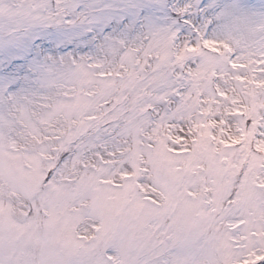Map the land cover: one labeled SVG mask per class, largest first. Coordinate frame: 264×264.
<instances>
[{"label": "snow or ice", "instance_id": "6c2138e0", "mask_svg": "<svg viewBox=\"0 0 264 264\" xmlns=\"http://www.w3.org/2000/svg\"><path fill=\"white\" fill-rule=\"evenodd\" d=\"M0 264H264V0H0Z\"/></svg>", "mask_w": 264, "mask_h": 264}]
</instances>
